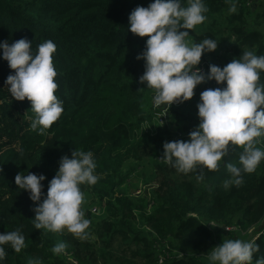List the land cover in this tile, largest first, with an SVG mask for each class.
<instances>
[{"label": "trees", "instance_id": "1", "mask_svg": "<svg viewBox=\"0 0 264 264\" xmlns=\"http://www.w3.org/2000/svg\"><path fill=\"white\" fill-rule=\"evenodd\" d=\"M149 2L0 0V41L27 38L33 49L44 40L55 43L54 94L63 101L61 116L44 134L30 130V101L7 92L4 81L14 70L0 57V233L19 228L25 236L20 253L5 246L3 264H27L29 258L41 264H207V251L217 245L220 233L234 236L262 220L264 160L254 172L241 174L242 184L225 189L226 164L239 166V147L230 148L216 170L202 173H179L160 158L163 142L187 140L188 128L199 122L197 114L178 107L167 125L142 128L150 120L152 90L138 83L144 62L136 56L147 37L130 32L128 15ZM203 3L206 19L188 30V39L213 38L217 48L202 53L200 61L223 67L244 50L264 55V0H237L235 14L228 13L224 0ZM205 84L223 86L215 80ZM260 140L257 146L264 148V137ZM74 149L93 153L99 179L81 191L96 194L105 208L93 223L81 204L90 221L83 240L66 230L35 229L38 202L14 182L18 172L42 173L46 194L60 157L71 156ZM130 175L143 182L140 194L129 193ZM255 238L259 251L253 264L264 257V229ZM58 242L66 248L55 255L50 249Z\"/></svg>", "mask_w": 264, "mask_h": 264}, {"label": "clouds", "instance_id": "2", "mask_svg": "<svg viewBox=\"0 0 264 264\" xmlns=\"http://www.w3.org/2000/svg\"><path fill=\"white\" fill-rule=\"evenodd\" d=\"M230 14L237 12V0H224ZM208 11L203 0H150L148 5L136 6L128 15V29L134 35L147 37L143 50L136 59H143V74L138 83L153 90L152 107L182 103L194 95V88L210 80L222 87L200 92L197 102L198 124L187 135L189 139L165 141L161 159L177 172L187 174L197 169L216 170L230 148L239 147L238 165L227 163L230 178L224 181L239 186L242 173H252L264 160V148L258 147L264 137V55L244 50L223 67L209 64L205 72L198 67L202 53L217 48V41L205 37L191 42L189 29L201 24ZM0 57L14 72L7 75L4 85L11 97L27 98L34 116L30 130L44 134L58 120L63 101L55 95L58 87L57 71L53 63L55 43L48 39L32 47L27 38L12 43L0 41ZM55 175L48 181L46 194L42 191L44 174L18 172L14 182L27 190L36 203L32 224L35 229L50 232L66 230L83 240L89 233L90 221L85 218L81 204L82 185L92 186L99 177L93 153L74 149L71 156L62 155ZM43 197V199H42ZM213 226L216 224L209 223ZM229 231L228 228H225ZM5 246L20 253L25 247V236L19 228L0 233V264L7 255ZM66 244L58 242L50 251L59 255ZM259 251L256 238L223 239L207 251V264H253V254ZM27 264H41L39 258H29ZM254 264H264V257Z\"/></svg>", "mask_w": 264, "mask_h": 264}, {"label": "rangeland", "instance_id": "3", "mask_svg": "<svg viewBox=\"0 0 264 264\" xmlns=\"http://www.w3.org/2000/svg\"><path fill=\"white\" fill-rule=\"evenodd\" d=\"M208 88H211V86L210 85H206L205 83H201V84L197 85L194 88L195 95H193L192 98H190L186 103H184L178 109L185 108L182 111H188L189 110V111L194 112V114H197V111L195 112L194 110L197 109L196 105H197V102L199 101V94H200L201 91H203L205 89H208ZM170 120H172V115L170 117ZM173 175L180 176L177 173L173 174ZM126 183L128 184L127 187H128L129 193L131 195L140 194L141 192H139V193H137V192L140 189L143 190L142 189L143 188V182H141L137 177H135V176L133 177V175H130L127 178ZM83 194H84V200L82 202V205H83V207L85 209V214L87 216H89L90 220L94 223V222L98 221V219L100 217L102 218V216H104L105 208H104L101 200L98 198V196L96 194H93L92 192H90L88 190L84 191ZM261 229H264L262 223H260L258 225L256 224V225H254L253 227H251L250 229H248L246 231H238V232L234 233V236L233 235L232 236L229 235L230 237L225 236L224 235L225 233L222 232V233H220V234H222V236L219 237L217 245L222 243L223 239H237V238L241 239L242 237L244 238L245 236H249L250 234H253L256 231H258L256 233V234H258ZM214 234H218V233L215 231ZM206 262H207V260H206Z\"/></svg>", "mask_w": 264, "mask_h": 264}, {"label": "built area", "instance_id": "4", "mask_svg": "<svg viewBox=\"0 0 264 264\" xmlns=\"http://www.w3.org/2000/svg\"><path fill=\"white\" fill-rule=\"evenodd\" d=\"M209 64L207 61H200L198 67H200L201 69H203L204 71L206 70V68H208ZM153 90L151 92V115H150V120L146 119L143 123H142V128L144 130H152V128L155 129V126H164L167 125L169 122V118H170V112L172 109L178 108L181 105H183L184 103H186L188 100L182 102V103H173L171 104L169 107L166 105H160L157 108H153L152 107V96H153ZM195 95V92H194ZM194 128H188L187 134L192 131ZM189 138V137H188ZM228 228V227H226Z\"/></svg>", "mask_w": 264, "mask_h": 264}, {"label": "water", "instance_id": "5", "mask_svg": "<svg viewBox=\"0 0 264 264\" xmlns=\"http://www.w3.org/2000/svg\"><path fill=\"white\" fill-rule=\"evenodd\" d=\"M260 223H262V225H263V227H264V216H263V218H262V220L258 223V224H260ZM257 224V225H258ZM258 231H256L255 233H253V234H250L249 236H245L244 238L242 237L241 239H244V240H247V239H251V238H253V237H256L258 234H256Z\"/></svg>", "mask_w": 264, "mask_h": 264}, {"label": "bare ground", "instance_id": "6", "mask_svg": "<svg viewBox=\"0 0 264 264\" xmlns=\"http://www.w3.org/2000/svg\"><path fill=\"white\" fill-rule=\"evenodd\" d=\"M190 128H193V127H190Z\"/></svg>", "mask_w": 264, "mask_h": 264}]
</instances>
